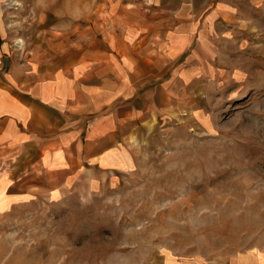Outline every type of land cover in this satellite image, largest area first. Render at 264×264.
<instances>
[{"label":"rangeland","instance_id":"1","mask_svg":"<svg viewBox=\"0 0 264 264\" xmlns=\"http://www.w3.org/2000/svg\"><path fill=\"white\" fill-rule=\"evenodd\" d=\"M227 1L253 32L233 21L210 33L205 77L163 96L158 117L130 135L126 167L85 170L66 197L1 215L0 264H217L244 253L264 261V0ZM4 8L22 60L88 43L105 24L101 0Z\"/></svg>","mask_w":264,"mask_h":264},{"label":"crops","instance_id":"2","mask_svg":"<svg viewBox=\"0 0 264 264\" xmlns=\"http://www.w3.org/2000/svg\"><path fill=\"white\" fill-rule=\"evenodd\" d=\"M101 4L104 27L88 43L69 44L48 60H22L7 40L0 0V216L66 197L69 181L85 170L126 167L130 135L158 117L163 96L171 98L177 83L188 87L205 77L199 70L210 60V33L225 32L230 22L253 32L227 0ZM217 264L264 261L244 253Z\"/></svg>","mask_w":264,"mask_h":264},{"label":"bare ground","instance_id":"3","mask_svg":"<svg viewBox=\"0 0 264 264\" xmlns=\"http://www.w3.org/2000/svg\"><path fill=\"white\" fill-rule=\"evenodd\" d=\"M16 43L20 46L24 45V41L20 38L17 39Z\"/></svg>","mask_w":264,"mask_h":264}]
</instances>
